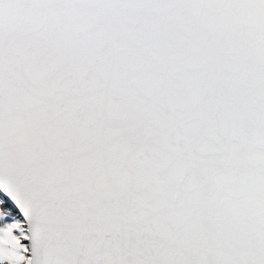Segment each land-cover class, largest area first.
Here are the masks:
<instances>
[{
    "label": "snow or ice",
    "instance_id": "snow-or-ice-1",
    "mask_svg": "<svg viewBox=\"0 0 264 264\" xmlns=\"http://www.w3.org/2000/svg\"><path fill=\"white\" fill-rule=\"evenodd\" d=\"M0 264H264V0H0Z\"/></svg>",
    "mask_w": 264,
    "mask_h": 264
}]
</instances>
